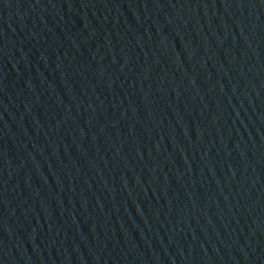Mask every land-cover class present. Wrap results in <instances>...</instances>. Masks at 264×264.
<instances>
[{"label":"water","instance_id":"95a60500","mask_svg":"<svg viewBox=\"0 0 264 264\" xmlns=\"http://www.w3.org/2000/svg\"><path fill=\"white\" fill-rule=\"evenodd\" d=\"M0 264H264V0H0Z\"/></svg>","mask_w":264,"mask_h":264}]
</instances>
